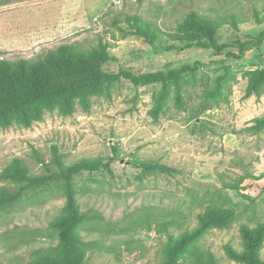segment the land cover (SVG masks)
Masks as SVG:
<instances>
[{
	"label": "rangeland",
	"instance_id": "1",
	"mask_svg": "<svg viewBox=\"0 0 264 264\" xmlns=\"http://www.w3.org/2000/svg\"><path fill=\"white\" fill-rule=\"evenodd\" d=\"M263 8L264 0H26L0 7L3 59L33 60L61 44L87 49L102 41L114 56L103 65L107 72L138 74L194 61L210 76L223 65L232 72L226 99L203 110L206 80L187 85L181 105L171 93L154 116L157 86L121 78L109 95L92 97L88 110L63 115L54 109L29 126L14 122L0 129V171L13 158L33 175L55 171L57 160L109 161L107 168L73 177L85 219L79 232L90 243L84 264H157L168 236L193 228L196 214L210 204L231 211L233 219L205 233L197 253L211 252L215 264H241L226 256L224 244L240 249V225L264 220V127H252L264 116V88L259 95L246 94V72L264 68V40L242 53L234 42L252 40L264 27V20L253 18ZM190 10L221 22L216 41L228 46L219 53L154 49L126 23L128 16H138L171 32ZM143 163L174 171L149 173ZM2 186L13 188L0 178ZM63 205L61 189L50 185L0 211V264H27L33 252L55 245L50 224ZM178 264L193 261L188 256Z\"/></svg>",
	"mask_w": 264,
	"mask_h": 264
},
{
	"label": "trees",
	"instance_id": "2",
	"mask_svg": "<svg viewBox=\"0 0 264 264\" xmlns=\"http://www.w3.org/2000/svg\"><path fill=\"white\" fill-rule=\"evenodd\" d=\"M26 0H0V7ZM253 18L260 23L264 20V8L261 16L256 11ZM126 23L130 33L142 37L154 49L183 50L187 48H211L219 53L227 43H217L216 35L221 22L207 18L195 11H188L177 22L171 32H162L157 27L143 21L138 16H128ZM232 29L237 30V21L230 20ZM264 40V27L252 40H235L239 52ZM226 55H235L227 52ZM114 59L106 42L82 49L68 44H61L36 59L19 58L9 60L0 58V129L17 122L29 126L40 120L46 111L57 109L63 115L73 113L78 107L88 110L91 98L107 96L121 78L129 79L134 85H155L157 91L153 96L151 113L154 116L164 108L168 97L178 105L182 103V91L189 84L202 82L210 86L202 88L200 109L209 102L225 100L232 72L228 65L220 67L212 76L208 71H198L201 63H183L155 71L134 74L120 69L107 72L103 65ZM246 94L259 95L264 88V68L246 72ZM197 114V113H196ZM256 129L264 127V116L254 119ZM111 161V160H110ZM100 158L81 159L73 164L64 165L57 160L56 170L47 174H31L22 160L13 158L0 171V178L13 188L0 187V211L18 202L25 193L39 192L50 185L58 186L64 196L63 212L51 221L57 243L36 250L27 264H84L88 240L80 234L84 225V215L79 210L73 177L81 170L92 171L101 166L108 167ZM149 173H171L173 168L161 164H142ZM233 219L232 212L215 205H207L196 214V225L177 236H168L162 247V258L157 264H178L180 260L190 257L193 264H215L211 252L205 257L196 251V242L211 228L229 226ZM241 248L231 243L224 244L226 256L241 264H264L261 248L264 241V220H257L254 225L241 224L239 228Z\"/></svg>",
	"mask_w": 264,
	"mask_h": 264
}]
</instances>
